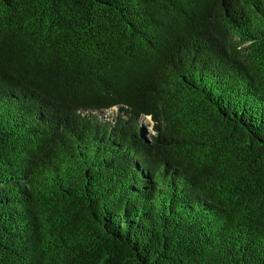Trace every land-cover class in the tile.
<instances>
[{"label": "trees", "instance_id": "1", "mask_svg": "<svg viewBox=\"0 0 264 264\" xmlns=\"http://www.w3.org/2000/svg\"><path fill=\"white\" fill-rule=\"evenodd\" d=\"M0 264H264V0H0Z\"/></svg>", "mask_w": 264, "mask_h": 264}, {"label": "rangeland", "instance_id": "2", "mask_svg": "<svg viewBox=\"0 0 264 264\" xmlns=\"http://www.w3.org/2000/svg\"><path fill=\"white\" fill-rule=\"evenodd\" d=\"M147 122H149V121H147ZM149 127V126H148Z\"/></svg>", "mask_w": 264, "mask_h": 264}]
</instances>
